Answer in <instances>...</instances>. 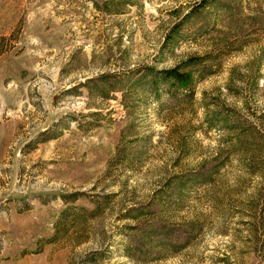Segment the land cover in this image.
I'll return each instance as SVG.
<instances>
[{
    "label": "rangeland",
    "instance_id": "rangeland-1",
    "mask_svg": "<svg viewBox=\"0 0 264 264\" xmlns=\"http://www.w3.org/2000/svg\"><path fill=\"white\" fill-rule=\"evenodd\" d=\"M0 264H264V0H0Z\"/></svg>",
    "mask_w": 264,
    "mask_h": 264
},
{
    "label": "trees",
    "instance_id": "trees-1",
    "mask_svg": "<svg viewBox=\"0 0 264 264\" xmlns=\"http://www.w3.org/2000/svg\"><path fill=\"white\" fill-rule=\"evenodd\" d=\"M191 64V65H190ZM198 64L196 59L189 61V67H194ZM182 64L173 69L162 70L158 73L155 69L151 70L150 76L153 77L152 82L154 88L157 87L158 82L160 81L164 86L169 87V90L174 88H187L190 83L193 81L192 73L189 71H185L183 68H186ZM157 76L159 79H157ZM106 90V89H105Z\"/></svg>",
    "mask_w": 264,
    "mask_h": 264
}]
</instances>
